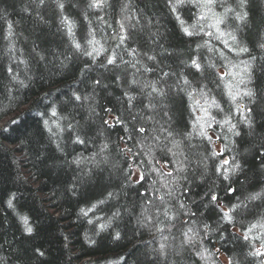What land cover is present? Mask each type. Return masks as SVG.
<instances>
[{"label":"trees","instance_id":"1","mask_svg":"<svg viewBox=\"0 0 264 264\" xmlns=\"http://www.w3.org/2000/svg\"><path fill=\"white\" fill-rule=\"evenodd\" d=\"M93 2L0 0V264H264V0Z\"/></svg>","mask_w":264,"mask_h":264},{"label":"snow or ice","instance_id":"2","mask_svg":"<svg viewBox=\"0 0 264 264\" xmlns=\"http://www.w3.org/2000/svg\"><path fill=\"white\" fill-rule=\"evenodd\" d=\"M41 2H43V0H41ZM243 2H244V0H241V7H243ZM205 3H206L207 6H209V11H210V10H211V9H210V6H211V4H212V0H205ZM100 6H101V2H100V0H94V2L90 5V7H100ZM60 7H63V5L61 4ZM225 11L227 12V11H231V10H230V9H226ZM212 15H213V17H214V20H213V23H212L210 26L216 28L217 31H219V25H220L221 23H223V18H222V17H219V16H216L215 13H213ZM246 15H247V13H244L243 15H237L236 18H237L238 20H243V19L245 18ZM201 19H204V16H203V15L201 16ZM65 22L67 23V18H66V17H65ZM193 27H195V26H193ZM183 31H184L185 34H187V35H192V33L189 31L188 28H184ZM69 33H71V27H70V26H69ZM208 34L211 35V33H208ZM221 35H223V33H221ZM123 39H124V38L121 37V41H123ZM231 39L234 41L236 38H235V36H231ZM88 43H89V44H92V43H94V41H89ZM72 44H73L74 48H75L77 51H80V50H81V45H80L78 42H76L75 40H73V41H72ZM225 46H227V42H226V41H225ZM261 47H264V45H261ZM102 50H103V49L101 48L100 51H102ZM93 51L96 52V55H99V54H100L99 51H96V49H93ZM240 51H242V52H246V51H247V48H241ZM84 55H87V56H93V52H84ZM93 58H94V57H93ZM149 59H152V58L149 57ZM108 63H109V64L114 63V58H109ZM191 63H192V66L195 67L197 70L200 69L201 65H200L195 59H193ZM9 71H11V69H9ZM97 83H99V81H97ZM185 83H187V80H185ZM241 83H243V81H241ZM153 91H157V90H156L155 88H153ZM161 94H162V93H161ZM245 95L251 96L252 93H251V91H247V92H245ZM75 99L80 100L81 97H80V96H75ZM232 99H235V96H232ZM212 106L219 107L218 105L215 104L214 101H212ZM53 114H55V113H53ZM205 115H207V111H206V110H205ZM224 123H228V121L225 120ZM207 127H210V124L207 125ZM234 128H235V125H232V126H231V129H234ZM231 129H230V130H231ZM139 131H140V132H144L145 129L140 128ZM198 134L201 135V136L206 137V138L209 139V140L212 139V138L208 135V132H207V130H206V126H205L204 124H200V127H199V133H198ZM237 134H238V133H237ZM105 147H107V145H105ZM127 151H128V152H131V149H127ZM150 153H151V150L149 149V154H150ZM214 155H215V153H214ZM223 163L227 164L228 161H224ZM129 167H131V166H129ZM238 167H239V166L236 165V166L232 169V171H233V172L236 171V169H237ZM153 171H156V169H153ZM225 172H227V170H225ZM169 175H170V173H169ZM224 178H225V179H228V176L225 175ZM143 179H146V177L143 175V173H140L139 178H138V181H136V182H139V180H143ZM229 190L231 191V189H229ZM110 195H111V194H110ZM262 195H264V194H262V193H255V194H253V195L250 197V199L255 200V199L261 198ZM212 200H213V201H216V200H217V197H216L215 195H213V196H212ZM9 206H11V201H9ZM93 207H95V205H93ZM181 207H183V205H181ZM233 207L235 208L236 206L234 205ZM84 214L86 215L87 213H84ZM223 219H224L226 222H229V223L232 222V217L230 216L229 212H224V213H223ZM25 224L27 225V220H26V219H25ZM103 227H104V225H101V228H103ZM205 227H207V226H205ZM254 227H255V226H254ZM26 231L30 233V232L32 231V228H31V227H26ZM189 231H191V229H189ZM117 235H119V234H117ZM185 235H186V242H190L191 239H192V237L187 236V233H186ZM244 239H245V240L248 239L247 235H245ZM163 247H164V246L161 245V248H163ZM261 248L264 249V244L261 245ZM41 254H42V253H41ZM201 255H202V257H203V254H202V253H201ZM249 255H251V256H261V255H264V251H261V250L258 249V250H256V251L250 252ZM228 264H232L231 259H229Z\"/></svg>","mask_w":264,"mask_h":264},{"label":"rangeland","instance_id":"3","mask_svg":"<svg viewBox=\"0 0 264 264\" xmlns=\"http://www.w3.org/2000/svg\"><path fill=\"white\" fill-rule=\"evenodd\" d=\"M242 69L243 68L240 67V65H237V64L228 65L227 64L226 70L224 72V77L227 79V81H230V82L234 80L241 82L245 79V77L243 76L244 71ZM138 176H139V171L134 168L132 177L137 178Z\"/></svg>","mask_w":264,"mask_h":264}]
</instances>
